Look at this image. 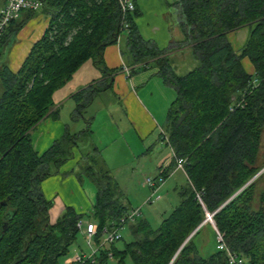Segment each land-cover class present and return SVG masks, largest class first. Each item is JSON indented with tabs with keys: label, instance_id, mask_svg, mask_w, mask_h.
Returning a JSON list of instances; mask_svg holds the SVG:
<instances>
[{
	"label": "trees",
	"instance_id": "1",
	"mask_svg": "<svg viewBox=\"0 0 264 264\" xmlns=\"http://www.w3.org/2000/svg\"><path fill=\"white\" fill-rule=\"evenodd\" d=\"M42 2L40 12L50 18L45 34L17 72L6 64L0 68V264H59L82 235L80 221L102 229L129 210L112 173L98 167L101 152L94 147L85 163H77L76 174L80 181L87 175L96 187L92 210L79 213L68 206L51 220L53 202L41 184L75 158L79 142L92 132L67 130L43 153L34 148L32 133L44 120L59 119L54 95L86 62L103 72L102 90L112 87L115 71L107 69L103 55L117 44L123 21L118 0ZM175 12L185 41L160 51L140 36L136 9L127 18L128 48L135 64L155 60L158 74L176 92L163 129L176 157L186 160L187 185L157 229L146 219L128 226L134 240L123 251L113 245V257L123 262L129 255L133 264H227L217 247L206 257L197 245L205 227L214 232L209 222L198 229L210 214L231 250L247 264H264V172L249 184L264 170V0H179ZM36 13L27 12L8 30L18 32ZM243 28L250 34L238 53L229 36ZM188 49L199 64L180 76L167 53ZM102 90L93 83L72 95L73 121L84 118L83 110ZM173 161L159 177L168 178ZM97 260L105 264L109 257L101 252Z\"/></svg>",
	"mask_w": 264,
	"mask_h": 264
},
{
	"label": "crops",
	"instance_id": "2",
	"mask_svg": "<svg viewBox=\"0 0 264 264\" xmlns=\"http://www.w3.org/2000/svg\"><path fill=\"white\" fill-rule=\"evenodd\" d=\"M132 1L135 3L137 12L139 13V15L134 18V24L136 25L140 36L144 40L153 42L160 51L170 49L172 42L185 41V35L176 19L175 4L179 0ZM3 5L4 0H0V9ZM25 16L26 13L22 14L16 22L19 23V21L24 20ZM49 22V16L43 12H37L33 17L27 20L24 27L18 32L14 33L11 32V29H9L0 44V68L2 65L6 64L13 72H17L21 68L34 44L45 34ZM249 34V28H243L238 31V48L236 49L234 47L238 53L241 52V49L246 44ZM231 42L234 44L233 41ZM103 56L107 69L115 71V76L112 79V87L108 90L112 92L115 99H117L119 104L122 105L124 116L128 124V137L126 136L124 147L134 155L136 154L138 161V165L136 166L137 168L132 167V171L124 170L119 172V174L111 172L112 170L110 172L119 184L124 197L127 196L126 192H124L117 179L121 178L120 176L126 172V174H130V176L126 175L127 182L130 178V187L134 188V192L137 191L136 193L139 195V198H150L152 191L148 186H146L145 181L143 182V188H141L135 185L132 179L138 168L143 169L145 171L143 173H148V178H151L152 176L153 178H157L162 171L173 164V151L170 147L162 144L160 134L161 130H164L163 128L166 123L168 110L175 98L176 92L173 87L164 82L162 77L158 74V69L152 67V65L155 64V60L143 61V63L147 65L145 69L144 67L140 68V66L144 64H135L133 56L128 48L127 31L120 34L117 44L106 47ZM167 56L170 58V61H173V59L178 57L183 61L185 59L194 60L192 51L189 49L176 52L171 51L167 53ZM127 58L130 59L127 61ZM90 64L92 65V69L98 71V68L93 61H91ZM243 65L249 74L254 73V68L247 58L243 59ZM123 66H136L140 69L138 71L144 69L146 72H140L141 74L137 73V75L131 74L130 76H127L122 71ZM98 75L100 74L98 73ZM97 76L93 77L92 75V77L86 81L87 83H92L86 85L85 88L93 84L95 82L94 80L97 79ZM61 89L59 90L61 91ZM2 92L3 89L0 84V97ZM56 93L54 95V102L55 105L61 109L63 102L56 103ZM74 93H76V91L71 93L69 99H72L71 97ZM87 115L84 119L81 118L76 121H73L71 118L73 122L77 123L74 126H71L70 123L63 124L61 122V115L57 121L52 119L44 120L32 133L34 148L39 153H43L49 149L56 140L60 139L67 130L73 134L82 132L86 129L91 130L93 121L92 119H89ZM156 132L157 136L155 135ZM91 134L93 135V132ZM81 141L79 142L80 150L87 147L86 141H89V139L85 142ZM97 148L99 149V147ZM134 149L135 151H133ZM121 152L122 151L118 152L119 158H122L123 153ZM144 161L149 162V168L146 167ZM68 163H66L59 172L72 171L74 169L76 170L79 164L72 163L71 165H68ZM146 169H148L147 172ZM181 178L184 179V182L180 181L179 183L178 180H181ZM75 181L76 180H74L72 176L67 177V179L62 181L59 176H52L44 180L41 187L45 197L51 198L50 201L54 198H75L73 196L71 197L68 193L70 190L72 192L71 194H73V192L77 189L78 186ZM186 185V175L182 171L176 170L175 165V167L170 171L165 183L159 189V192L162 191L168 195L170 190L179 191L181 187ZM95 194L96 198L97 191ZM79 198H84V196L80 195ZM64 205V208L68 206L72 207L70 204H67V202H65ZM85 207L87 206L85 205L84 208ZM130 208L133 207H129V209ZM75 210L79 213H83L78 211L76 208ZM72 260L73 259H71L70 262Z\"/></svg>",
	"mask_w": 264,
	"mask_h": 264
},
{
	"label": "rangeland",
	"instance_id": "3",
	"mask_svg": "<svg viewBox=\"0 0 264 264\" xmlns=\"http://www.w3.org/2000/svg\"><path fill=\"white\" fill-rule=\"evenodd\" d=\"M38 13H40V11ZM229 38L231 39V41H233L234 43L233 45H235L234 47L237 49L238 48V32L231 34ZM129 59L130 58H127V61ZM90 62L91 60L86 62L74 74V76L68 82V84L65 87H63L61 91L59 90L56 93V99H55L56 103L63 102V106L60 110L61 122L63 124L70 123L71 126H74L75 124H77L71 120L72 113L74 111V108L76 107V102L73 99H69L71 93H73L74 91L78 92L84 89L86 85L92 83V82L87 83L86 81L90 77H92V75L93 77L94 76L96 77L98 73L100 75H98L97 79L94 80L95 81L94 84H96V87L102 90L107 84V81H104L105 78H104L103 72L99 69L98 71L95 69H92V65L90 64ZM170 64L175 73H177L180 76H183L187 74L189 71L196 68L199 63L195 60L185 59L183 61L178 57V58L173 59V61H170ZM141 67H144V66L141 65L140 68ZM152 67L157 68L156 64L152 65ZM144 69H142L141 71H138L140 69L137 68L136 70L133 71L134 73L132 72V74L137 75V73L141 74L142 72H146V70ZM89 106L90 107H87L86 109L83 110L84 112L83 114H84V118L88 114L87 117L89 119H92L93 121V125L91 127V132H93V135L91 134L89 138L81 139L82 140L81 142H85L86 140L89 139V141H86L87 147L81 150L80 148L79 150H74L75 158L69 161L68 165L69 164L71 165L72 163H76V164L79 163L80 165L85 163L87 161V154H91L94 147L95 148L99 147L100 152H102L101 155H103L101 156V165L98 163L99 168L105 167V169H108L109 171L112 170L111 172H114L115 174H119V172H122L124 170L132 171V167H136L138 165V161H137V155L136 154L134 155L133 153L129 152L127 148L124 147V143L126 141V136H127V127H128L127 125L128 124L124 116L122 105L119 104L117 99H115L112 92L106 89V90L97 92L94 95V99L92 100ZM156 134L157 132L155 133V135ZM120 151H122L121 153H123L122 158L118 157V152ZM133 151H135V149ZM263 153L264 151H262V155L260 156V164H264V154ZM83 158H84V162H83ZM144 164H146V167L149 168V165H150L149 162L144 161ZM80 165H78V167L76 168L75 173H72L71 171H66V172L62 171V172H58L57 174L52 175L53 177L59 176L61 181L67 179V177L72 176L74 180H76L75 182L77 183V186H78L75 192H73V194H71L72 192L70 190L68 191L71 197L73 196L75 198H54L52 199L53 206H52V209L50 210L52 222H55L62 215L63 211L65 210L64 208L65 202H67V204H70V206L76 208L78 211L83 212V213H89L92 210L93 205L96 202L95 193L97 190H96L95 185L87 178V175L82 174L83 180L81 181L78 179V176L76 175L78 173H81ZM147 170L148 169H146V172ZM143 172H145L143 169L138 168L132 179L134 184L141 188H143V185H144L143 182L145 181V179L149 177L147 176L148 173L145 174ZM126 175L130 176V174L128 173L126 174L125 172L123 175L120 176L121 178L117 179L119 183L121 184L124 192H126V195H127L126 197H128V198L126 197L122 198V202L128 208L129 207L142 208V218L141 219H146L154 229H157L162 223V221L181 202L179 191L170 190L168 195L167 193H164L161 191L159 192V195L161 196V200L157 203L147 205L146 201L149 198H139V195H137L136 193L137 191L134 192L135 191L133 190L134 188L130 187L131 186L130 178H129V181L127 182ZM151 178H153V176ZM178 181L179 183L180 181L184 182V179L181 178V180L179 179ZM261 184H264V180H262ZM80 195L84 196V198H79ZM47 199L50 200L51 198H47ZM85 205L87 207L84 208ZM208 217L209 216L207 215V218ZM210 224L215 232L214 226L212 225V223ZM214 232L210 228L205 227L203 229V232L201 233L202 235L197 239V245L199 246L200 250L203 251L202 254L206 257L212 254L213 252H215L216 247H217V238ZM121 234H122V240L114 244L115 248L119 251H123L126 247V244L134 240L129 230V227H126L121 232ZM81 236L70 248L67 256L61 258L59 264H67L68 261H69L68 264H72V261L70 262V260L73 259L76 254L88 251L87 244L83 236L82 237ZM105 264H133V263H132L131 257L128 255L123 260V262H120L116 257H113V258H110Z\"/></svg>",
	"mask_w": 264,
	"mask_h": 264
},
{
	"label": "built area",
	"instance_id": "4",
	"mask_svg": "<svg viewBox=\"0 0 264 264\" xmlns=\"http://www.w3.org/2000/svg\"><path fill=\"white\" fill-rule=\"evenodd\" d=\"M118 2L122 13V32L127 31L129 33L130 25L127 18L129 15L131 16L134 14L136 5L132 0H118ZM42 8V0H4V5L0 9V44L8 31L9 26L19 19L22 14L27 12H39ZM137 68L139 69V67L136 66L133 68L123 66L122 71L127 76H130ZM161 142L170 147L168 136L164 130H161ZM173 156L176 163V170L182 171L187 175L185 171L186 160L176 157L174 152ZM164 183L165 179L163 177L147 178L145 180L146 186L152 191L150 198L146 201L147 205L157 203L161 200V196L158 192ZM198 199L201 201L199 195ZM208 216L209 222L214 223L212 217L209 214ZM141 218L142 208L136 207L130 208L117 222L110 224V226H105L102 229H99L97 224L93 221H80L78 223V228L87 244L88 251L76 254L72 260V264H96L101 252H106L109 259L113 258L111 248L116 242L122 239L121 232ZM215 234L217 238V249L224 253L227 264H247L244 257L238 252L231 250L226 245L224 236L217 230V228H215Z\"/></svg>",
	"mask_w": 264,
	"mask_h": 264
},
{
	"label": "water",
	"instance_id": "5",
	"mask_svg": "<svg viewBox=\"0 0 264 264\" xmlns=\"http://www.w3.org/2000/svg\"><path fill=\"white\" fill-rule=\"evenodd\" d=\"M263 171H264V170H262L257 176H255V177L249 182V184H250L251 182H253V181H254V180H255V179H256V178H257V177L263 172ZM212 216H213V215H211V217H212ZM208 221H209V218H207V219H206V220H205V221L199 226L198 229H200V228H201L203 225H205ZM212 225L216 228V226H215L214 223H212ZM198 229H197V230H198ZM197 230H196V231H197ZM196 231H195V232H196ZM195 232H194V233H195ZM194 233H193V234H194Z\"/></svg>",
	"mask_w": 264,
	"mask_h": 264
},
{
	"label": "bare ground",
	"instance_id": "6",
	"mask_svg": "<svg viewBox=\"0 0 264 264\" xmlns=\"http://www.w3.org/2000/svg\"><path fill=\"white\" fill-rule=\"evenodd\" d=\"M258 174H259V173H258ZM258 174H257V175H258ZM259 176H260V175H259Z\"/></svg>",
	"mask_w": 264,
	"mask_h": 264
}]
</instances>
